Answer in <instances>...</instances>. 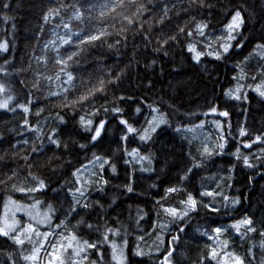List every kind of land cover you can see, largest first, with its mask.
I'll use <instances>...</instances> for the list:
<instances>
[{"label":"trees","instance_id":"obj_1","mask_svg":"<svg viewBox=\"0 0 264 264\" xmlns=\"http://www.w3.org/2000/svg\"><path fill=\"white\" fill-rule=\"evenodd\" d=\"M0 46V105L2 93L12 101L0 107V214L8 199L48 209L97 264H224L201 227H221L242 264H264V96L252 87L264 84V0H0ZM240 78L238 101L228 92ZM213 108L228 113L229 140L204 158L181 130ZM153 112L165 122L145 141ZM218 177L210 206L169 213ZM22 240L0 234V264H34L24 257L39 237Z\"/></svg>","mask_w":264,"mask_h":264},{"label":"rangeland","instance_id":"obj_2","mask_svg":"<svg viewBox=\"0 0 264 264\" xmlns=\"http://www.w3.org/2000/svg\"><path fill=\"white\" fill-rule=\"evenodd\" d=\"M226 45V44H225ZM244 80V78H243ZM253 90L261 95L264 92V84L258 83L252 86ZM245 84L242 79L238 80V84L229 89L228 97L241 101L244 95ZM7 93H2L1 102H4L7 106H11L12 101L8 98ZM264 96V95H262ZM239 97V99H237ZM223 111L210 112L199 123L182 128V132L186 137L195 141L198 145V149L204 158L216 155L219 152V147L225 148L229 138L227 137V122L226 116L220 115ZM160 116L153 112L148 116L144 125L138 129L140 138L145 141L150 140L153 133L160 127L162 123L159 120ZM155 128V131H152ZM241 131L244 132L243 127L238 128V133L241 135ZM238 153V152H237ZM145 157L138 151L131 153V161L140 165L145 164ZM100 158H96L91 162L84 165L78 171V177L83 180H87L90 174L93 173L97 165H101ZM222 183L221 177L217 179L214 187H205L202 194L197 196H191L195 200V207L192 208L186 204V200L182 207L175 208L169 207L168 210L174 209L175 215L179 219H183L194 211H199L205 206H210L211 201L219 197H222V189L217 190L216 187ZM83 188L79 190V194H83ZM229 205H233L229 202ZM45 207V206H44ZM47 208V207H46ZM170 214H172L169 211ZM173 215V214H172ZM53 223V217L48 209L42 208L37 204L21 203L16 200L8 199L3 204L2 213L0 214V229L7 231L14 239L20 240L26 238L30 232H34L39 237L41 242L39 251L35 252L34 264H97L95 262H89L88 248L91 245L87 241L78 240L72 234H62L61 225H55ZM11 226V228H9ZM220 231L217 232L216 230ZM200 236L205 237L204 242L210 248V252L213 257H219L220 261L224 264H237V258L227 252H223L222 240H221V227L211 228H198ZM39 233V235H37ZM16 240V239H15ZM119 264L123 263V258L117 256ZM240 260V259H239Z\"/></svg>","mask_w":264,"mask_h":264},{"label":"snow or ice","instance_id":"obj_3","mask_svg":"<svg viewBox=\"0 0 264 264\" xmlns=\"http://www.w3.org/2000/svg\"><path fill=\"white\" fill-rule=\"evenodd\" d=\"M45 19H48V17H45ZM242 23H243V18H242V16H241V13H240L239 11H237V12L235 13V15L232 17V21L227 25V29L229 30V39H234V38H235L234 36L231 35V33H232L233 31H237V30H239V28L241 27V24H242ZM97 39H99V36H90V37H89V40H90V41H91V40H97ZM65 43H68V41H65ZM0 47H2V46H0ZM229 47H230V45H227V44H226V45L223 47V52H225V53L228 52ZM190 51H194V48H191V47H190ZM73 55H75V53H73ZM217 58H219V54L217 55ZM71 59H72V56H69V57H68V60H71ZM196 59H199V54H197ZM66 62H67V61H60V63H65V64H66ZM68 78H69V80H71V79H72L71 75H69ZM260 94H261V95H264V92H261ZM84 98H85V97H82L81 99H84ZM237 99H239V97H237ZM6 106H7L6 104H5V105H0V107H6ZM25 110L27 111V109H25ZM212 112L215 113V112H216V109L213 108V109H212ZM220 115H222V116H227L228 113H227V112H222V113H220ZM159 120H160V123H164V122H165V121L163 120V117H162V116L159 118ZM81 121L84 122V118H83V117L81 118ZM122 123H126V121H122ZM87 124L91 125V121H87ZM102 128H103V123H101V124L99 125V127L96 128V130H95V136L92 137L93 140L97 139V138L100 136V133H101V129H102ZM128 131H129V132H133V131H135V130L132 129L131 127H129V128H128ZM152 131H155V128H152ZM240 134H241V135H245L246 133L243 132V131H241ZM143 138H144V137H142V139H143ZM259 139H260V137H257V140H259ZM246 146H250V145H246ZM245 163H247V160H245ZM42 186H43V185H42ZM129 191H131V188H129ZM169 191H174V189H169ZM186 204H188V205H190L192 208H194L196 202H195V200H193V198H192L191 196H189L188 201L186 202ZM168 211H170L173 215H175V210H174V209H171V210H168ZM243 223H244V224H249L250 221L247 220V219H245V220L243 221ZM9 228H11V226H9ZM216 231L219 232L220 230L217 229ZM0 234L7 236L9 233H8L7 231H4L3 229H0ZM37 235H39V233H37ZM14 239H16V242H17V243H23V240H20L19 238H15V237H14ZM89 246H90V247H94V245H89ZM37 251H39V250L37 249ZM169 255H171V254H169ZM213 256H215V253H213ZM35 258H36L35 255L24 257L25 260H34ZM237 264H242V261H240L239 258H237Z\"/></svg>","mask_w":264,"mask_h":264},{"label":"bare ground","instance_id":"obj_4","mask_svg":"<svg viewBox=\"0 0 264 264\" xmlns=\"http://www.w3.org/2000/svg\"><path fill=\"white\" fill-rule=\"evenodd\" d=\"M176 191V190H175Z\"/></svg>","mask_w":264,"mask_h":264}]
</instances>
